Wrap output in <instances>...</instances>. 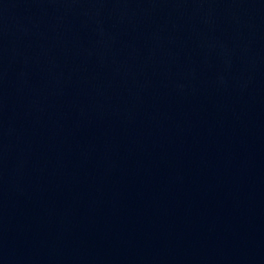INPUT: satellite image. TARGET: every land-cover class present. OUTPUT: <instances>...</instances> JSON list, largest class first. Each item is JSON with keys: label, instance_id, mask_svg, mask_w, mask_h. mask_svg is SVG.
<instances>
[{"label": "water", "instance_id": "water-1", "mask_svg": "<svg viewBox=\"0 0 264 264\" xmlns=\"http://www.w3.org/2000/svg\"><path fill=\"white\" fill-rule=\"evenodd\" d=\"M0 264H264V0H0Z\"/></svg>", "mask_w": 264, "mask_h": 264}]
</instances>
